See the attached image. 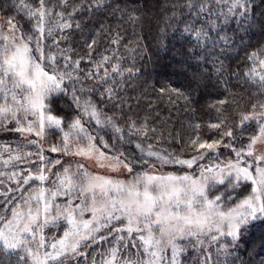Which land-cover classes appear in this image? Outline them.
Returning <instances> with one entry per match:
<instances>
[{"label": "snow or ice", "instance_id": "snow-or-ice-1", "mask_svg": "<svg viewBox=\"0 0 264 264\" xmlns=\"http://www.w3.org/2000/svg\"><path fill=\"white\" fill-rule=\"evenodd\" d=\"M12 6L20 19L0 20V132L20 139L0 144V264H247V237L264 225V39L245 38L264 35V10L257 19L253 0L160 6L157 51L171 42L184 82L156 91L190 105L195 89L223 86L205 130L133 109L143 72L124 53L151 52L143 5ZM85 11L115 25L77 51ZM241 50L233 70L225 61Z\"/></svg>", "mask_w": 264, "mask_h": 264}, {"label": "trees", "instance_id": "trees-1", "mask_svg": "<svg viewBox=\"0 0 264 264\" xmlns=\"http://www.w3.org/2000/svg\"><path fill=\"white\" fill-rule=\"evenodd\" d=\"M256 18L259 19L258 13L264 10V0H253ZM130 3L136 6H144V43L151 49L150 53H146L143 60L140 59L138 54L124 53L126 57L136 55L139 61L138 67L141 68L143 75L138 79L134 88L135 91L130 95L133 97H139V102L134 99L132 101L133 109L143 114L148 110V106L152 105V115L159 113V120H168V127L173 125L179 128L183 123L187 125L189 120H196L205 124V130H207V121L209 118H214L217 114L214 110L209 109V105L215 103L217 99L224 98L220 93L223 92V86L220 88L213 87V82H208L207 86H201L192 92L193 103L186 105L181 99L176 102L175 105L170 104L167 97L161 98L156 91L161 84L168 83L169 80L173 86H179L183 83V77L174 73V65L178 57L174 54L171 42H169V50L157 51V45L154 37L158 35L159 27H163V12L160 7L166 0H130ZM0 12L7 18L8 16H20L17 15L14 7L12 6V0H0ZM108 13H96L90 16L87 11L77 16V19L83 25V33L77 31L74 40L77 45V51H79L84 44V39L88 33L95 34L100 29L101 24L107 26L111 23L115 25L114 20H110ZM150 26V30H149ZM254 44L259 40L264 39L259 29H255L249 33V36L245 38ZM101 49L107 47V41L101 40ZM123 51V49H121ZM149 55H152V61L149 62ZM232 58L226 60L225 63H230L232 69L235 70L238 63H242L244 60V51L241 50L239 55L233 51L229 54ZM146 81V82H145ZM20 139L19 136L11 132H0V144L8 141H14ZM52 142V137H48V144ZM35 151L36 149H32ZM48 155L55 156V154L46 153ZM264 240V225L257 223L247 237L248 250L244 251L243 256L247 264H259L264 259V244L261 241Z\"/></svg>", "mask_w": 264, "mask_h": 264}, {"label": "rangeland", "instance_id": "rangeland-1", "mask_svg": "<svg viewBox=\"0 0 264 264\" xmlns=\"http://www.w3.org/2000/svg\"><path fill=\"white\" fill-rule=\"evenodd\" d=\"M3 19H5L4 18V16L1 14V12H0V20H3ZM41 143L43 144V147L45 148V149H47L48 148V143H44L43 141H41ZM56 155V154H55Z\"/></svg>", "mask_w": 264, "mask_h": 264}]
</instances>
